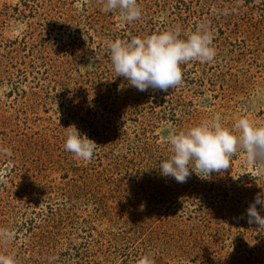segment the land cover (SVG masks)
Wrapping results in <instances>:
<instances>
[{"label":"rangeland","instance_id":"obj_1","mask_svg":"<svg viewBox=\"0 0 264 264\" xmlns=\"http://www.w3.org/2000/svg\"><path fill=\"white\" fill-rule=\"evenodd\" d=\"M139 20L101 0H0V254L16 264H264V226L247 209L264 165L165 177L167 136L221 116L264 124V0H138ZM207 21L216 57L182 83L139 91L115 77L106 44ZM97 144L64 149L67 127ZM264 216V209L257 204Z\"/></svg>","mask_w":264,"mask_h":264},{"label":"clouds","instance_id":"obj_2","mask_svg":"<svg viewBox=\"0 0 264 264\" xmlns=\"http://www.w3.org/2000/svg\"><path fill=\"white\" fill-rule=\"evenodd\" d=\"M119 10L128 23L139 20L142 9L138 0H101V11ZM213 36L207 21L199 22L191 34L183 35L180 26L147 36H133L129 40L116 38L107 42L115 77H124L131 87L139 91L155 89L167 92L182 83L181 65L192 61L211 63L216 57L212 46ZM170 155L159 163L161 174L185 183L194 173L202 179L213 172L226 170L232 157L239 151L247 160L264 165V124L247 116L239 117L232 127L225 126L219 114L201 121L187 130L167 136ZM64 149L83 161H91L97 144L81 134L75 126L67 127ZM264 175V167L258 168ZM0 176V182L3 181ZM264 209V194L258 193L255 202L247 209L249 224L264 226V216L257 210ZM12 233L0 229V240L10 241ZM0 264H16L14 255L0 254ZM136 264H155L150 254L140 256Z\"/></svg>","mask_w":264,"mask_h":264}]
</instances>
